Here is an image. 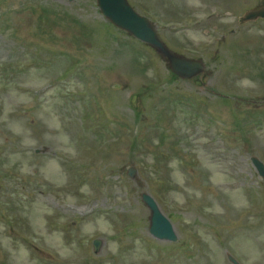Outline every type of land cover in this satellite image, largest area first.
<instances>
[{
	"label": "rangeland",
	"instance_id": "374dc122",
	"mask_svg": "<svg viewBox=\"0 0 264 264\" xmlns=\"http://www.w3.org/2000/svg\"><path fill=\"white\" fill-rule=\"evenodd\" d=\"M198 1L199 0H188L186 3H188L190 5H195V4H198ZM82 2L86 3L87 0H83ZM93 28L94 29H98L101 32V34L104 36V40L105 41H110V40L116 39V40H118L119 42H122V43H131L128 39H126L120 33H117L116 31H114L113 27H111L110 25H107L105 23L95 22V23H93ZM259 38H260L259 36L249 37L247 39V42L243 43L242 46L239 48V51H248V50H250V48H251V40L255 41L256 39H259ZM192 39H195V38L192 37ZM196 41H199V39H197ZM7 45H9V42L7 41L6 38L0 40V59H8V53L5 52V47ZM238 47H239V45L236 48H238ZM258 47L259 48L262 47L261 43L258 44ZM132 52H133L134 55H137V50L136 49H132ZM123 66H125V64H123ZM76 69H77V65L75 64V61H74L73 57H64L63 71H67L68 73L72 74L73 72H75ZM15 78L17 80H14V78H13L12 79V84H19L23 80L22 76H16ZM1 88L9 89L6 85H4V82H1ZM52 100H53V96L51 94H49L47 97L44 98L43 107H44L45 111L46 110L48 111L50 109V105L52 103ZM218 103H219V100L215 101V105L218 104ZM235 103H237V102H234V103L231 102L232 107H233V115L236 118H239V119L242 120L244 118V115H242V113L239 111L240 107L242 106V103H237L238 106L234 107ZM12 104H14V99L13 98L10 99V105H12ZM205 104L209 105L208 103H205ZM172 106H173V104L167 103L165 107H166L167 110H169ZM115 107H118V104H116ZM45 111L40 112V114L44 113ZM5 113H7V114L3 118L4 122H2L0 120V132H3L2 128H6V126L10 125L13 122L16 124V129H18L19 125L21 124V120H22L21 118L22 117H18V113L19 112L16 110V108H14L13 112H12V110H5ZM14 118L18 119V121H15ZM244 119H243V121H244ZM104 123H106V122H102V124H104ZM20 129L22 130L23 127L20 126ZM235 133H236V127L233 126V127L230 128L229 134L234 136ZM62 149H65V147L62 146ZM76 224H77V222L73 221V220L68 222L69 227H72L73 225H76ZM143 256L144 255L142 253H140L137 256H132L134 258V261H135L134 264H152V262H154V261H151V259L143 258ZM146 257H149V256H146ZM147 262H149V263H147Z\"/></svg>",
	"mask_w": 264,
	"mask_h": 264
}]
</instances>
